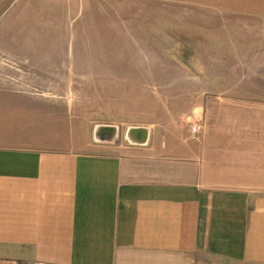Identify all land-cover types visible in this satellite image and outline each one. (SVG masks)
<instances>
[{"label": "crops", "instance_id": "crops-1", "mask_svg": "<svg viewBox=\"0 0 264 264\" xmlns=\"http://www.w3.org/2000/svg\"><path fill=\"white\" fill-rule=\"evenodd\" d=\"M19 49L0 45L1 70L23 67ZM45 83L0 76V264H264L259 111L212 110L187 143L141 125L125 154H87L50 94L32 90Z\"/></svg>", "mask_w": 264, "mask_h": 264}, {"label": "rangeland", "instance_id": "rangeland-1", "mask_svg": "<svg viewBox=\"0 0 264 264\" xmlns=\"http://www.w3.org/2000/svg\"><path fill=\"white\" fill-rule=\"evenodd\" d=\"M1 9L0 45H19L23 67L0 76L50 77L32 90L61 107V132L84 153L125 154L127 132L148 124L159 141L199 140L192 126L218 108L254 109L264 123V100L238 98L264 94V0H0ZM243 54L257 66L239 64Z\"/></svg>", "mask_w": 264, "mask_h": 264}, {"label": "built area", "instance_id": "built-area-1", "mask_svg": "<svg viewBox=\"0 0 264 264\" xmlns=\"http://www.w3.org/2000/svg\"><path fill=\"white\" fill-rule=\"evenodd\" d=\"M204 128V123L198 122L192 126V131L194 134H201Z\"/></svg>", "mask_w": 264, "mask_h": 264}]
</instances>
